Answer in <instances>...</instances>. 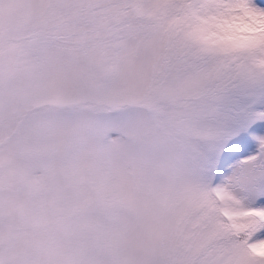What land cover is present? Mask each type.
Here are the masks:
<instances>
[{"label": "snow or ice", "instance_id": "obj_1", "mask_svg": "<svg viewBox=\"0 0 264 264\" xmlns=\"http://www.w3.org/2000/svg\"><path fill=\"white\" fill-rule=\"evenodd\" d=\"M0 264H264V0H0Z\"/></svg>", "mask_w": 264, "mask_h": 264}]
</instances>
